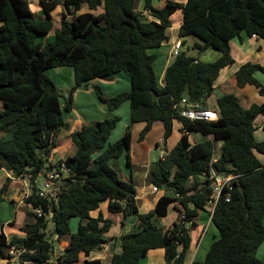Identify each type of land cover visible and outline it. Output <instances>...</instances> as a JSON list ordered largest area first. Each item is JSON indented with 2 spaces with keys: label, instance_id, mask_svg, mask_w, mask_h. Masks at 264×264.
<instances>
[{
  "label": "trees",
  "instance_id": "16d2710c",
  "mask_svg": "<svg viewBox=\"0 0 264 264\" xmlns=\"http://www.w3.org/2000/svg\"><path fill=\"white\" fill-rule=\"evenodd\" d=\"M152 1L143 0L142 10L151 18L145 20L143 12L134 11L135 0H39L45 18L37 20L28 0H0V133L8 135L0 140V169L15 178H28L31 195L24 202L41 213H30L33 222L19 227L24 237L7 240L0 233L3 259H11L5 249L14 246L27 251L22 259L49 264L53 243L57 244L53 237L65 235H70V243L59 263L74 264L81 255L88 258L107 243L105 234L112 221L101 213L90 216L101 202H107L110 212L122 213L124 218L135 215L140 228L117 238L120 252L112 255L109 264H140L155 249L164 251L165 264H184L191 245L185 223L193 222L199 211H206L211 187L208 176L213 169L217 174L235 176L233 190L229 202L221 198L211 216L219 236L204 260L191 264H264L256 255L264 242V164L255 155L264 157V142L254 138V122L264 117V102L243 109L234 95H223L215 100V122L185 119L174 108L183 98L204 106L220 71L234 63L231 40L242 42L244 32L264 41V0H166L160 9ZM84 5L88 12L63 16L53 41H37L53 28L51 12L57 6L76 13ZM99 8L102 12L94 14ZM178 10L183 14L178 38L195 37L199 43L194 48L200 54L213 49L219 56L214 62L203 63L180 52L166 67L159 85L153 71L156 56L148 51L168 41L170 18ZM51 68L73 70L74 84L66 96L46 75ZM258 73L264 75V65L244 63L235 73L236 86H253L264 97ZM120 74L129 80L128 92L105 98L100 87H94V91L110 111L129 104L130 124H144L139 141L155 122L163 125L164 143L174 124L180 126L176 146L165 153L163 160L152 164L146 176L148 184L163 190L154 213L138 212L133 179L122 180L109 164L125 156L130 166V127L118 141L106 145L117 126V117L73 132L75 154L49 163L57 135L69 129L65 114L72 110L73 93L92 80ZM190 133L209 139L191 145ZM217 140L222 145L213 163V143ZM61 164L67 168V175L58 182L55 197H40L38 178L53 167L59 170ZM8 184L7 180L0 189V202ZM170 206L178 212L179 220L163 231L153 224L152 216H167ZM71 219H78L74 233L69 230Z\"/></svg>",
  "mask_w": 264,
  "mask_h": 264
},
{
  "label": "crops",
  "instance_id": "0c3cea01",
  "mask_svg": "<svg viewBox=\"0 0 264 264\" xmlns=\"http://www.w3.org/2000/svg\"><path fill=\"white\" fill-rule=\"evenodd\" d=\"M160 1L162 3V6H161L162 8L166 0H160ZM177 1L181 3L184 2V0H177ZM28 2H29L30 9H32V5L30 4L29 0ZM135 2L136 4L138 3L137 7H139L138 8L139 12H143L142 10L143 0H135ZM37 3L39 6H37L36 12L40 13L42 12V8L40 6L39 0ZM38 8H39V11H38ZM85 8L87 9L86 11H85ZM88 11L89 10L85 5L81 8L80 12H76V13H73V9L66 10L67 14L60 11V15H61L60 21L63 19V16L67 18H71L72 16H74V14L78 15L80 13H86ZM101 12H102V8H99L96 12H93V13L100 14ZM142 15H143L142 19L151 20V18L146 12H143ZM51 17H52V12H51ZM41 19H43V17ZM60 21L58 22V24L60 23ZM170 21H171V27L167 30V33H166L168 36V41L163 43V45L160 48L156 49L155 50L156 52L154 54L157 57V54L159 56L161 55L162 50H165L164 48H166L167 50L166 53H162L165 59L163 60L161 64V68H160L161 75L164 74L166 67L171 63L170 60L173 59L171 57V47L173 43L176 40H178L177 39L178 31L183 21L182 11L178 10L177 12H175L171 16ZM241 37H242V42H240L237 38L231 40L230 53H231V57L234 60V63L233 65L226 67L220 71L219 77L217 78L214 84V90H213L212 95H214V92L216 91L218 92L220 90L224 91V88L227 84L236 86L235 73L238 70V68L244 63L250 62L252 64L264 65V41L256 37H253V36L248 37L244 32L241 33ZM179 41L181 42V40ZM182 46H181V49H182ZM181 49H180V52H181ZM59 72H60L61 77H66L65 75L66 72L71 74V78H72L71 87H72L74 84L73 70L68 71L67 68H60ZM256 78L264 86V75L261 73H258L256 74ZM94 87H100L102 90L103 96L105 98H112L118 94L128 92L130 90V83L127 77H124V75L120 74V75L112 76L110 78H105V79L101 78V79L92 80L86 88L79 89L75 93H73L72 110L71 112L65 114V120L69 124V129L62 130L57 135V138H56L57 141L55 140V143L57 144L56 145L57 158L55 157L56 154L54 153V150H52L51 156L49 158V163L51 165H53L59 160H64L65 158L73 156L75 154L76 147L71 140V134L73 132L81 130L84 126L90 125L93 122L103 121L105 119H109L113 117L119 118L122 116L123 120L127 119V122L123 125V127H121V129H119L118 132L115 131L117 133H114L115 134L114 136L115 138L122 137L124 133L126 132V130L130 127V131H131V144H130V151H129V155H130L132 144H133L132 142L133 140L132 138L133 137V126L132 125L133 124L131 125L129 123V104L125 102L115 111H110L97 98L95 91H94ZM239 89H240V94L237 97L239 100V104L243 109H248L253 104L260 105L264 102V97L258 94V91L255 87L245 86L244 88H239ZM223 95L224 93L220 94V96H217V97L215 96L214 101ZM1 110H3V105L0 103V111ZM259 117H262V116H259ZM259 117H257V119ZM259 123L261 124V126H263L264 117L263 119H259ZM157 124H160V126L157 127L156 129V135L158 136L157 138L152 137L151 140L153 141L151 142L150 145H153V146H150L148 149L146 148L147 153H148L147 160L143 162L135 163L132 161V157H130V166L126 165L129 169L128 173L123 174L121 178L122 180H125V181L127 180L129 181L131 180V178L133 179L134 184H135V189H136L135 203H136L138 212L140 214L154 213L155 204L158 198H160L163 195V190H157L153 185L148 184L146 182V176L152 164L150 162V157L153 152L152 149L154 148L156 150L160 148L158 147V145L160 144V141L162 140V136L164 132L163 125L160 122L153 123L150 131H152L153 128H155ZM179 127H180L179 124L177 125L174 124L173 131L175 129L178 130ZM136 128L140 131L142 130L140 129V127H135V129ZM256 132L254 131L255 140L258 142H264V137L260 140L256 138L255 136ZM191 135H193V133H190L188 135L189 142H190ZM170 137L165 143H163L162 148L165 151L163 149L162 151L164 152H166L168 145L170 144ZM179 137H180V134H179ZM179 137H178V140H179ZM7 138H8V135L0 133V140H5ZM205 138L209 139L208 137H205ZM198 141L201 142L202 140L201 141L197 140L193 144L199 143ZM220 148H219V151H220ZM219 154H220L219 152H216L214 150L213 155L215 159H218ZM255 155L259 159V161L262 164H264V157L259 154H255ZM122 157L125 158V156H122ZM119 159H115L112 161H115L116 163L120 165ZM134 167H135L136 172H141V174L137 173V176H139L138 178L137 177L133 178L132 172L134 171ZM43 178L44 176L39 177L37 182L38 181L42 182ZM7 180L9 181V184L5 192L2 194V196L10 202V204L12 205L15 211H14V218L12 220H7L5 222H2L0 219V233H2L8 240L13 236L24 237V235L19 231V227H21L22 225L28 224V223H32L33 219L29 215L31 213V206L25 204L24 200L22 199V194L27 190L26 178H15L11 175V173L6 172L3 169H0V189L2 188L3 184ZM105 205L107 206V203H101L96 210L90 213V216L96 217L98 213L100 212L101 206H105ZM170 207L173 210V215L170 216L169 222L166 225L158 227L157 222L158 220H160L159 219L160 217L156 216L155 214L152 216L153 224L156 225L157 228L163 231L170 228L174 222H177L179 220L178 212L176 211V209L173 206H170ZM190 207L192 206L190 205ZM19 210H20V214L17 215ZM106 210H107V207H106ZM102 215L103 217L110 219L112 221L110 230L105 234V236L107 237V243L102 247V249L91 252L88 258H85L84 256L81 255L78 262L74 264H86L85 263L86 260L87 261L98 260L99 264H109L112 255L120 252V245H119L117 238L123 235H126V234L138 232L140 230V228L138 227V223H137V217L133 214L124 218L122 213L110 212L108 210V211H104ZM166 217H168V213H167V216L163 218H166ZM122 221H124L123 225H122ZM262 223L264 226V217L262 219ZM211 225H212V222H211L210 215L207 210L199 211L196 218L193 220V222L185 223V226L189 227L188 234L191 237V245L185 255V259L187 257L188 252L192 249H193L192 254L196 255L197 249L204 235L206 237V234L209 232V230H211V232L214 234V229H211ZM213 234L212 236L214 240L217 237ZM53 238L57 239L56 246L58 248L64 249L68 247L70 243V235L62 236L59 239L57 237H53ZM260 248L264 249V242L259 246V249H257V252H256L257 257L259 255L258 250H260ZM5 254H8V248L5 249ZM160 255H163L164 257V251L162 249L150 250L147 253L146 257L140 262V264H156V262H153L152 259L155 256L158 257ZM261 255L263 258H259V259L264 261V250L262 251ZM192 257L188 261H185L184 259V264H191L193 261H196ZM0 264H16V263L13 261V259H8V258L3 259L0 254Z\"/></svg>",
  "mask_w": 264,
  "mask_h": 264
},
{
  "label": "rangeland",
  "instance_id": "374dc122",
  "mask_svg": "<svg viewBox=\"0 0 264 264\" xmlns=\"http://www.w3.org/2000/svg\"><path fill=\"white\" fill-rule=\"evenodd\" d=\"M29 1H30V4L32 5L31 11L35 13L37 11V6H39L38 3H37L38 0H29ZM152 3H153V6L158 8V9H160L161 6H162V3H161L160 0H153ZM137 6H138V3L136 4V2H135L134 11L136 13L139 12V9H138L139 7H137ZM86 10L87 9L85 8V11ZM38 11H39V8H38ZM60 11L65 13V14H67L66 9L63 6H57L52 11V17L51 18H52L53 28L51 29V31L47 35H43V36L38 37L37 41H40L42 43L53 41V39H54V31L56 29H58V27H59L58 22L60 21V18H61ZM73 13H75V12L73 11ZM34 16H35V18L37 20H43L45 18V14L43 13V11L40 12V13L36 12L34 14ZM42 17H43V19H41ZM177 39L180 40L179 38H177ZM181 41L183 42V46H182L181 52H184L189 57L198 58L203 63L214 62L219 56V54L213 49H207L202 54H200L198 52V50L196 48H194V44L199 43V41L195 37H186L184 39H181ZM164 49L165 50H162L161 55L158 56V54H157V57L155 58V61L153 63V71H154V74H155L156 78L158 79V83L159 84H162L163 75L160 74V72H161L160 68H161V64H162L163 60L165 59L162 53H166L167 52L166 48H164ZM155 50L156 49L149 50L148 53L149 54H155V52H156ZM170 61H172V59ZM59 69L60 68H51V69L46 71V75L53 81V83L55 84L56 88L59 90V93L62 96H66L67 93L69 92V89L71 88V84H72L71 74L66 72V74H65L66 77H61ZM67 69H68V71H72L71 68H67ZM223 93H224V95L232 94L238 100L237 96H239V94H240V89L237 88L236 86L227 84L225 86V88H224V91H222V90H220L219 92L216 91V92H214V95H211L210 97H208L204 101V106L214 110V108H215L214 97L215 96L216 97L220 96V94H223ZM238 102H239V100H238ZM259 119H263V117H259L258 119L255 120V123H254L255 132L258 130L256 132V135H255L258 140H260V139H262L264 137V130H263L261 124L259 123ZM126 122H127V119L123 120L122 116L118 118L117 126L113 130L111 135L109 136L106 145L113 144V143H115L116 141H118L121 138V137H116L117 138L116 139L115 136H114L115 135L114 133H117L119 131V129H121V127H123V125ZM129 123H130V121H129ZM175 125H177V123H175ZM132 126H133V137H132L133 138V140H132L133 144H132V149H131V152H130V155H131L130 157H132V161L135 162V163L146 161L147 160V155H148L147 149L150 146H153V145H150L151 142L153 141V140H151V138L152 137L153 138H157L158 135H156V129H157V127L160 126V124H157L155 126V128H153L152 131L148 132L144 136V139L142 141L138 140L141 131L138 130L137 128L135 129V127H140V129H143L144 125L141 124V123H136V124H133ZM115 131H117V132H115ZM193 135H191V137H190V143L191 144H193L197 140L205 141V139H206L204 136H202L199 133H193ZM178 137H179L178 130L175 129L172 132V135L170 137V144L168 145V148H167L166 152L170 151L171 149H173L176 146V144L178 142ZM56 145L57 144L55 143V147H54L53 150H54V153L56 154L55 157L57 158V147H56ZM221 145H222V141L221 140L215 141L213 143L214 150L216 152H219V148H220ZM162 149H163L162 147H160L159 149H156V150L154 148L152 149L153 152H152L151 157H150V162L152 164H154L159 159L158 157H159V154L162 151ZM166 152H164V153H166ZM119 163H120V165L118 163H116L115 161H111L110 162V166L115 171H117V173L119 174V177L122 178V175L128 173L129 169L126 166L127 165L126 164V158L121 157L119 159ZM137 173L141 174V172H136L135 171V167H134V171L132 172L133 178L134 177L135 178L139 177V176H137ZM26 184L30 185L29 181H28V178H26ZM2 199L3 200L0 202V219H1L2 222H5L7 220H12L14 218V211L15 210H14V208L12 207V205L10 204V202L6 198H4L2 196ZM101 203H107V202H101ZM106 207H107L106 205L105 206H101L99 213H101V212L103 213L104 211H108V209L106 210ZM19 214H20V210L18 211L17 215H19ZM171 215H173V210L170 207L169 210H168V217L163 218V219L159 218L160 220H158L157 226L161 227V226L166 225L169 222V219H170ZM77 225H78V219H72V220L69 221L70 233H74L76 231ZM211 229H214V234L211 232V230H209V232L206 234V237L204 235V237H203V239H202V241H201V243H200V245H199V247L197 249L196 255L192 254L193 253V249L190 250L188 252V254H187V257H186L185 261H188L189 259H191L192 255H193L192 258H194L196 261H203L204 260L205 255H206V253H207V251H208V249H209V247H210V245L212 243V240H213L212 234L215 235L216 237L219 236L218 231L213 226V224L211 225ZM51 230H52V223L49 222L48 231H51ZM263 250H264L263 248H260V250H258V252H259L258 258H263L262 255H261ZM152 261L156 262V264H165L163 255H160L158 257L155 256L152 259Z\"/></svg>",
  "mask_w": 264,
  "mask_h": 264
},
{
  "label": "built area",
  "instance_id": "2783aa9c",
  "mask_svg": "<svg viewBox=\"0 0 264 264\" xmlns=\"http://www.w3.org/2000/svg\"><path fill=\"white\" fill-rule=\"evenodd\" d=\"M253 37H255L253 35ZM181 42L176 40L171 47V57L174 58L180 53ZM179 112V115L185 119L193 120H205L209 122H215L218 119V114L216 111L211 108H207L197 103H189L185 98L181 99L178 103L175 104ZM163 140L160 141L158 147L163 146ZM165 153L160 152L159 159L163 160ZM213 163L216 161L213 156ZM67 175V168L64 164H61L60 169L53 167L50 171L46 172L42 182H37L38 185V195L40 197H48L53 199L55 197V191L58 182ZM26 178V177H25ZM208 179L211 181L210 194L206 202V210L210 215V219L214 208L217 202L224 198L225 202H229L231 192L233 190L232 181L235 179V176L232 174L224 175L217 174L213 169L210 170ZM31 195V186L27 185V190L22 194V199H26ZM31 213L35 215H40V210L31 208ZM181 218V217H180ZM62 248L54 247L53 258L49 261V264H60V256L62 255ZM27 253L23 248H16L14 246L8 247V255L13 259L16 264H33L27 260L22 259V255ZM31 253V252H29Z\"/></svg>",
  "mask_w": 264,
  "mask_h": 264
},
{
  "label": "water",
  "instance_id": "95a60500",
  "mask_svg": "<svg viewBox=\"0 0 264 264\" xmlns=\"http://www.w3.org/2000/svg\"><path fill=\"white\" fill-rule=\"evenodd\" d=\"M186 223H188V222H186ZM186 227H187V226H186ZM53 245L56 246V243L54 242Z\"/></svg>",
  "mask_w": 264,
  "mask_h": 264
}]
</instances>
